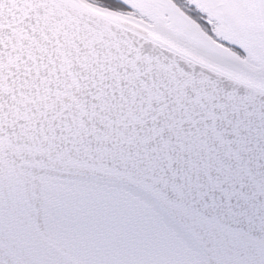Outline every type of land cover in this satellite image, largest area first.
<instances>
[{"label":"snow or ice","instance_id":"6c2138e0","mask_svg":"<svg viewBox=\"0 0 264 264\" xmlns=\"http://www.w3.org/2000/svg\"><path fill=\"white\" fill-rule=\"evenodd\" d=\"M0 264H264V0H0Z\"/></svg>","mask_w":264,"mask_h":264}]
</instances>
